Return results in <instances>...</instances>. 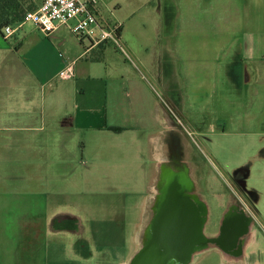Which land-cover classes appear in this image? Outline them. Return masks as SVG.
<instances>
[{"label": "crops", "instance_id": "crops-1", "mask_svg": "<svg viewBox=\"0 0 264 264\" xmlns=\"http://www.w3.org/2000/svg\"><path fill=\"white\" fill-rule=\"evenodd\" d=\"M98 1L130 59L110 45L86 51L66 26L46 36L20 21L0 34V264H131L140 206L174 164L199 157L193 134L218 171L217 144L250 143L233 154L234 202L215 199L219 223L240 218L248 231L188 264H264V0H134L124 23ZM140 7L157 24H130Z\"/></svg>", "mask_w": 264, "mask_h": 264}, {"label": "rangeland", "instance_id": "rangeland-1", "mask_svg": "<svg viewBox=\"0 0 264 264\" xmlns=\"http://www.w3.org/2000/svg\"><path fill=\"white\" fill-rule=\"evenodd\" d=\"M40 0H16V4L13 10H11L8 14L9 21H11V24H16L15 21H18L21 17L23 12L25 11H30L33 8H35ZM134 0H102L103 4L105 2V8L104 12L108 17H112L114 20H117L119 22H126L127 19H129L130 14L127 11V3H132ZM134 3H137L135 0ZM133 6V4H132ZM141 9V10H140ZM136 12H139L138 14H135ZM134 16H132L130 20V24H142V23H147V25H154L157 24V15L155 12H151L149 9H144L143 7H140L135 10ZM14 21V22H13ZM201 21V17L195 22H192V24H199ZM201 24V23H200ZM150 36H147L146 34H135L134 35V40L135 41H143L148 39ZM121 43L123 45V48L129 57L128 59L131 58L125 42L122 38L121 35ZM191 115L193 118L192 122H195L196 124L200 123L201 121V116L200 113L197 111L196 106L191 109ZM191 131L192 127L190 128ZM193 140L196 143V148L195 151L197 152L196 154L199 156H195L193 159H185V161L182 162V159L179 160L178 164H174V170H183L184 172L186 171L188 174H186L187 179L190 181L192 184V192L196 196H200V198L206 202V204L209 207V213H210V229L207 227V234L209 231H216V223L219 221V208L222 209L221 205L220 207H217L215 199H220V201L224 198L229 199L230 201L235 200V197L233 195H229L227 193V190L236 189L235 181L237 176L234 175L233 169L235 168V155L233 156L234 152L235 154H238L239 147L245 148V150L248 152L251 151L250 149V143L249 142H233L226 140L225 142L217 144L219 147L216 149V152H218L219 157L223 159L224 163H227V169L223 171H218L215 168H212L211 164H209V154L204 152V146L202 143V139L198 136L193 134L192 136ZM222 147V148H221ZM240 152V150H239ZM204 153L207 155L204 158ZM211 159V157H210ZM198 160H202L204 167H200L198 165ZM213 160V159H211ZM181 161V162H180ZM206 162V163H205ZM198 166V167H197ZM210 166L211 168H209ZM200 168V169H199ZM201 168H205V174L208 172L209 175L211 176V182H213V186H215V190H217L216 193H214L213 189L211 188V191L206 190L202 184H201V175L202 171ZM203 176V175H202ZM227 189V190H226ZM150 194V193H149ZM156 195V194H155ZM155 195L153 199L155 198ZM146 201L144 200L140 206V216H139V223L136 226V233H135V239H136V244H135V254H138L141 250H143V242H144V230H145V225L148 222V208L150 207L151 200L148 198V196L145 198ZM233 199V200H232ZM234 202V201H233ZM231 202V203H233ZM134 206V203H133ZM129 221L132 222L136 220V217H138V211L133 207L130 209L129 212ZM218 218V219H217ZM216 219V220H215ZM133 256V257H134Z\"/></svg>", "mask_w": 264, "mask_h": 264}, {"label": "flooded vegetation", "instance_id": "flooded-vegetation-1", "mask_svg": "<svg viewBox=\"0 0 264 264\" xmlns=\"http://www.w3.org/2000/svg\"><path fill=\"white\" fill-rule=\"evenodd\" d=\"M183 170L178 169V174ZM186 173V172H185ZM237 181V180H236ZM234 182L237 185V182ZM174 188L179 192L183 200V205L174 202V246H167L163 243L166 230L167 216L165 215L168 199L166 196L174 192ZM170 191V193H168ZM192 185L188 188L183 185L174 186V177L161 178L157 187L155 198L151 200L148 208V222L144 230L143 249L156 250L160 253L174 251V257L169 264H188L192 257L207 249L210 243H217L220 246L235 247L237 243L235 235L245 234L248 227H243L240 218H233L224 224L216 223V232L219 236L211 239L207 235V227L210 229V218L206 204L192 192ZM170 207V204H168ZM171 220V221H172ZM169 226L171 222H168ZM173 227H169L173 228ZM170 232V231H169ZM172 233V232H170Z\"/></svg>", "mask_w": 264, "mask_h": 264}, {"label": "built area", "instance_id": "built-area-1", "mask_svg": "<svg viewBox=\"0 0 264 264\" xmlns=\"http://www.w3.org/2000/svg\"><path fill=\"white\" fill-rule=\"evenodd\" d=\"M20 24H31L46 36L66 26L86 51L110 45L128 58L121 43V26L102 15L98 0H41L34 10L25 12ZM20 24H8L0 34L10 38ZM58 76L61 80L71 79L72 65H67Z\"/></svg>", "mask_w": 264, "mask_h": 264}, {"label": "water", "instance_id": "water-1", "mask_svg": "<svg viewBox=\"0 0 264 264\" xmlns=\"http://www.w3.org/2000/svg\"><path fill=\"white\" fill-rule=\"evenodd\" d=\"M175 185H183L185 187L190 186V181L187 179V176L185 175H174V186ZM170 193V191H168ZM166 199H168L167 207L165 215L167 216V223H166V230L168 234H165L164 242L168 244L167 246L173 247L174 246V221L172 218L174 217V202H178L179 204L183 205V200L179 195V192L174 188V192H172L170 195L168 194L166 196ZM168 204H170V207H168ZM174 219V218H173ZM172 220V221H171ZM168 222H171V225L169 226ZM169 227H173L170 228ZM172 233H170V232ZM174 257V251H167L165 253H160L156 250H150V249H143L138 254H136L131 264H169L170 259Z\"/></svg>", "mask_w": 264, "mask_h": 264}, {"label": "trees", "instance_id": "trees-1", "mask_svg": "<svg viewBox=\"0 0 264 264\" xmlns=\"http://www.w3.org/2000/svg\"><path fill=\"white\" fill-rule=\"evenodd\" d=\"M15 4H16V0H0V31L4 26L12 23L11 21L8 20L9 19L8 14L11 10L14 9V7H16ZM35 8H33L32 10H34ZM25 12H23L22 17L15 22H20L23 19Z\"/></svg>", "mask_w": 264, "mask_h": 264}, {"label": "bare ground", "instance_id": "bare-ground-1", "mask_svg": "<svg viewBox=\"0 0 264 264\" xmlns=\"http://www.w3.org/2000/svg\"><path fill=\"white\" fill-rule=\"evenodd\" d=\"M236 212V211H235ZM242 218V217H241ZM242 225H243V227H248V226H246V223L244 222V223H242ZM131 262H133V261H131Z\"/></svg>", "mask_w": 264, "mask_h": 264}]
</instances>
